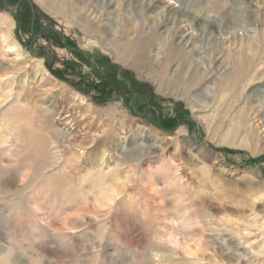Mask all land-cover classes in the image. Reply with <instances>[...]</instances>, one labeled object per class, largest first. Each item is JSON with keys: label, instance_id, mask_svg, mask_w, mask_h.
Returning a JSON list of instances; mask_svg holds the SVG:
<instances>
[{"label": "rangeland", "instance_id": "rangeland-1", "mask_svg": "<svg viewBox=\"0 0 264 264\" xmlns=\"http://www.w3.org/2000/svg\"><path fill=\"white\" fill-rule=\"evenodd\" d=\"M23 1H0V264H264V0Z\"/></svg>", "mask_w": 264, "mask_h": 264}, {"label": "trees", "instance_id": "trees-1", "mask_svg": "<svg viewBox=\"0 0 264 264\" xmlns=\"http://www.w3.org/2000/svg\"><path fill=\"white\" fill-rule=\"evenodd\" d=\"M18 2H19V0H2V3L7 4V5H10V4L13 5L14 3L16 4ZM31 11H32V6H31L30 2L28 0H26V1H23L19 5V7L16 10V13H19V17H21L24 21L28 22L29 19L31 21ZM113 74H114L113 72H110L108 74L109 78L107 77L106 79H104V83H106L108 80L112 79V82H113L112 85H114L115 88H117L119 91H122V90L126 91L127 90L126 84H124L122 81H119L118 79H115ZM128 79L130 81L132 91H136L137 89L143 90L142 87H144V85H140V84L134 82L130 77H128ZM122 88H125V89H122ZM148 98L151 99V101L153 103H155L158 99L156 97H153V95L151 97L148 96Z\"/></svg>", "mask_w": 264, "mask_h": 264}, {"label": "bare ground", "instance_id": "bare-ground-1", "mask_svg": "<svg viewBox=\"0 0 264 264\" xmlns=\"http://www.w3.org/2000/svg\"><path fill=\"white\" fill-rule=\"evenodd\" d=\"M40 2V4H42L43 6L45 5L47 8H48V6H49V1L48 0H40L39 1ZM196 8V7H195ZM187 9V8H186ZM197 9V8H196ZM204 11V10H203ZM201 15H203V14H201ZM202 17V16H201ZM205 18V17H204ZM234 40V39H233ZM143 46V47H142ZM177 48L178 47H174V48H171L173 51V53L172 52H170V53H172V55H171V57L173 56V55H175V52L177 51ZM122 50H124V52H126V53H128L129 55H131V56H134V58L135 59H137V60H140V58H144V56H146L147 55V53H148V51H147V49L144 47V42H141V41H138V42H135L132 46H128V47H124V48H122ZM127 62V61H126ZM167 65V62H165L164 63V65L161 67V70H162V72H161V77L162 76H165V71L164 70H166V68H165V66ZM71 116V115H70ZM66 117V116H65ZM60 121H62V120H64V118H61L60 116H59V118H58ZM256 140H254V142H255Z\"/></svg>", "mask_w": 264, "mask_h": 264}, {"label": "water", "instance_id": "water-1", "mask_svg": "<svg viewBox=\"0 0 264 264\" xmlns=\"http://www.w3.org/2000/svg\"><path fill=\"white\" fill-rule=\"evenodd\" d=\"M16 9H13L12 11H15Z\"/></svg>", "mask_w": 264, "mask_h": 264}]
</instances>
